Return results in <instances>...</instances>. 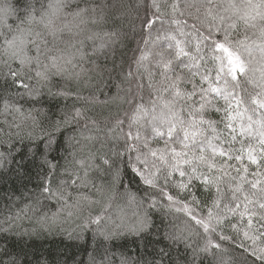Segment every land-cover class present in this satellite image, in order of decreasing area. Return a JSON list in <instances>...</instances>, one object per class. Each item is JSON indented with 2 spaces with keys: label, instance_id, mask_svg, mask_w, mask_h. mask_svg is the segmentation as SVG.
<instances>
[{
  "label": "snow or ice",
  "instance_id": "6c2138e0",
  "mask_svg": "<svg viewBox=\"0 0 264 264\" xmlns=\"http://www.w3.org/2000/svg\"><path fill=\"white\" fill-rule=\"evenodd\" d=\"M33 164L0 264L54 230L72 264H264V0H0V178Z\"/></svg>",
  "mask_w": 264,
  "mask_h": 264
},
{
  "label": "trees",
  "instance_id": "16d2710c",
  "mask_svg": "<svg viewBox=\"0 0 264 264\" xmlns=\"http://www.w3.org/2000/svg\"><path fill=\"white\" fill-rule=\"evenodd\" d=\"M15 18H10L9 23H14ZM135 47L134 44H130L129 48ZM131 55V52H128ZM66 155V154H64ZM58 162L63 165L65 161L59 159ZM38 167L33 164L29 167L27 178L18 177L13 172H9L4 178H0V221H2L10 213H14L19 207H22L24 203L28 202V197L33 191L36 190L38 184L37 172ZM129 175H131L129 173ZM99 182V180L97 181ZM127 183V179L125 180ZM132 189L136 191L140 189V195L143 194V185L138 182H134L131 185ZM201 198H204L203 196ZM53 210H55L53 208ZM98 207L94 211H98ZM22 228H32L36 225L28 221L22 222ZM66 228H74L75 225H65ZM225 233L231 234V230L225 227ZM10 249L16 252L23 249L28 253V259L34 260L35 257H44L49 261V264H55L57 260L67 259L69 264H72L74 259H87V253L84 251V245L82 242L77 241L74 237L69 238L67 232H60L54 230L52 233H42L40 236L29 237H11L9 239ZM129 250H132V254H136V246L129 241L126 244ZM91 248L89 247V251ZM119 251V250H118ZM143 251V249H140ZM151 251V249H149ZM237 250V255H238ZM249 259H253L249 257ZM205 264H209V261H205Z\"/></svg>",
  "mask_w": 264,
  "mask_h": 264
}]
</instances>
